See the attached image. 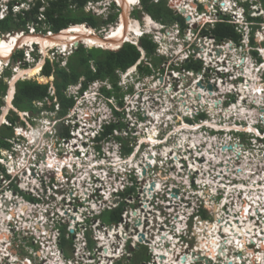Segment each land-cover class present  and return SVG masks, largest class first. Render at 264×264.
Returning a JSON list of instances; mask_svg holds the SVG:
<instances>
[{
	"label": "flooded vegetation",
	"instance_id": "obj_1",
	"mask_svg": "<svg viewBox=\"0 0 264 264\" xmlns=\"http://www.w3.org/2000/svg\"><path fill=\"white\" fill-rule=\"evenodd\" d=\"M177 1L178 0H173V2H175V3ZM212 1L214 3V1H216V0H212ZM211 7H212V4L209 3V4H207V6L205 8L211 9ZM178 11L183 13L180 10H178ZM189 11H191L192 13H195L193 11V9H190ZM195 14H197V13H195ZM200 19L203 20L202 18H200ZM209 19H210V17H209ZM142 22L144 23V21H142ZM207 22H210V21H207ZM88 24H90V23H88ZM3 32H4V30H2V31L0 30V36H2ZM196 42H198V41L196 40ZM189 46H190V44H189ZM204 46H206V45L204 44ZM251 46H252V48H255V49H253V50L247 49L244 46L242 48H239L238 49L239 50L238 55L244 56L245 54H247V55L253 56L254 54H257L258 50L256 48H258L259 45L253 44ZM201 48L202 47H200V49ZM194 49H195V51H198V49L196 50L195 47H194ZM48 50L49 49H47V52H48ZM138 50H139V56H138L137 60L135 61L136 63L134 62V64L137 65V67L139 64L148 65V63H146L145 60L149 56L146 55L145 50H142V51L140 49H138ZM186 50L187 49L184 46H182V50H181L182 52L178 51L179 54L177 53L176 56L174 53L172 55L168 54L167 56L169 57V59L172 58V59H170L171 62H173V61L177 62L179 60V58L187 55ZM212 50H214L213 47L210 49L205 48L204 51H206V56L208 55L209 52H212ZM172 52H175V51H172ZM214 54H215V52H214ZM208 57H210V56H208ZM14 58L17 59L19 57L17 55H15V57L10 58V60L12 61V60H14ZM204 58H205V56H204ZM224 58L227 59V58H230V56L224 57ZM224 58H223V60H224ZM241 58L240 59L243 60V57H241ZM188 61H189V59H187L183 63H186ZM257 61H258V63H257ZM261 61H263V60H261V58H260V60H258L256 58L254 59V62L257 64H259ZM212 62L213 61H211V60L207 61L205 59V63H207L206 65L209 67V69L207 68L208 69L207 73H208V76L210 77V79L207 80V85H205V81L202 79V77L205 75V74H203L202 71H200V70L195 71L192 68L186 69V68H184L183 64L180 67L173 65V67H171L172 71H169L168 75H170V77L173 78L172 88L174 89V91L182 92V91H179L180 87H182L184 89H188L192 85H195L199 89H203V90H206L208 92H213V91L223 90L222 86H224L225 83L231 84V81H230L231 78H229V76H227L226 82L221 81L220 78L217 79V78H214V76L213 77L211 76L212 73L209 70H214V72L216 71V75H218V76L220 75V72L214 68L215 66L213 64H211ZM223 67L226 68L225 64H223ZM134 68L135 67H132L131 70L133 71ZM188 71H192L195 74L188 73ZM141 72H143V71H141ZM227 72H231V71H227ZM173 73H176L177 76L173 75ZM190 74H192L193 77H191L192 75H190ZM255 75H256V80H255L256 85L255 86L258 87L257 81L259 80V78L257 77L256 71H255ZM242 78L238 77L235 80V84H232L233 88L235 87L236 89L235 88L234 89H232V88L225 89L224 88V91H227V92H230L231 90L237 91V88H238L237 83L240 82V84H242L244 82V78L243 79ZM158 79H159L158 81L160 82L159 87H161L162 85L165 86L166 84L168 85V82L164 76L160 75L158 77ZM261 79H263V80H261ZM261 79H260L261 82H264V78H261ZM197 82H200L201 85L198 86ZM222 83H224V85H222V86L218 85V84H222ZM209 84L211 85V89L208 88ZM169 87H171V86H169ZM212 87H214V89H212ZM138 91L141 92L143 90L139 89ZM222 93L223 92L218 94L216 96V98L221 99ZM238 93H239V91H237V94ZM110 94H111V97H112L114 104H119L122 107L128 104L127 103L128 101L127 102L125 101V97H126V94H128V92L121 95L120 93H118L116 91H111ZM237 94L235 97H237ZM177 98H178V96L175 95V99L171 98L172 100L170 102L171 105L173 106L172 107L173 110L175 107L177 108V110H174V111L172 109L169 110V112H172L174 116L178 115L177 112L181 115L184 114L183 113L184 111H182L181 108L179 109L177 107V104H179L178 101L177 102L175 101V100H177ZM131 99L132 100L130 101V104H135L133 102L134 97H132ZM235 101H236V98H234L231 101V105L234 104ZM162 103L164 104V102H162ZM215 103H218V101ZM225 105L226 104L224 103V106ZM258 105L261 106V102L259 104L253 105V109L251 108V114L244 116V118L242 117L244 120H246L245 122H241L240 120H236V119L234 121L223 120V121L219 122L216 119H213L211 117L212 114L208 110L209 109L208 104L203 106L202 110H200L201 108L196 109L195 107H192L193 112L186 111L187 117L183 116L181 118H177V119L171 121L168 124V129H165V130H163V129L167 125L166 121H163L164 125H156L158 123H155V124L153 123V126L150 127L149 123L147 122V119L145 118L146 117L145 113L141 114V118L139 119V121H141V122L138 123L136 121H133L132 118L129 117L130 112H127L126 110L123 111V116L126 119L130 118L129 122L134 127L133 129H135V128L139 129V131L141 133L147 134V137L143 141L149 142V144L151 142L148 139L149 133H151V132L154 133L155 139L159 134L158 131L164 132L167 130V133L169 132L168 133L169 135L170 134L173 135L174 131L178 127H182V125L185 127V129H186V126L188 125L187 127H189V129L192 131V133L197 130L199 134L202 133L205 136H208L210 138V140H212L213 139L212 137L215 135L214 139L212 140L213 141L212 144H210L211 143L210 140H209V142L205 143V145L208 146V149H210V151H208V150L207 151H197L194 149H190L191 147H189V144H186V149L184 148V149L179 150V151L175 150L176 152L174 153V155H176L177 157L180 155V157H181V158L179 157V159H178L180 161V165H179L180 167L179 168H181V170L176 165H174V163L171 160V155H169L168 157H164V156L161 157L162 164L167 163V164H169V166H157L156 168H152L154 175L151 177H153V179H150L151 177L146 178L145 175L147 173V167L144 166L142 168L140 166V171L142 170L140 172V174H142V177H140L138 179V180H141L138 185L139 186L143 185L142 190H141V191H143V193H142L141 198H139L140 201L130 205V207L139 208V212L136 210H135V212H131L132 217L136 218L138 214L139 215L142 214L144 217V221H143V225H141L142 223L140 221L138 228H137V224H135V227L137 229L145 228V230L147 232H149L148 233L149 238L146 236V234H144V237H143V238H145V241L143 240V238H142V240H139L140 237H138V240L141 242L144 241V244H143V246H140V245L136 246V251H134V252H138L139 256L140 255H146V260H144L142 258H141V260H132L130 258V255H128L126 258L127 263H129V261L130 262L132 261L133 263L131 262V264H141L142 262L147 261L144 264H150V263H154V264H185V262L187 261L186 264H230V261H231L230 257H235L234 259H237L236 255H238L241 257V260L240 259H237V260L243 261L244 257H246L247 255H250L249 257L252 258V256H254V254H256V253H258L259 256H262L264 258V253L261 254L262 252H264V238L261 237L262 243L260 246V244L259 245L256 244V239L251 237V235H253L254 233H256V235L258 234L257 230H255V232H253L252 230L250 231L248 229L246 230L247 232H250V236H248V237L253 238L255 242L249 240V241H247L248 243H246L245 245H242V247H240L238 250H233V248H231V246H229V247L227 246L228 243L230 245H233V244L236 245L237 242L243 243V241H240V239H244V241L246 240V238L244 237L245 234L243 232L244 228L241 226V225H243V223L241 221L246 217L241 219V217H240L241 214H245V212L248 211L249 212L248 213V216H249L248 219H250L253 222V224L256 223V225H259L261 222H263V224H264V209H262V206H264V201H262V200H260V198L256 197L259 193L261 194V192L259 190L260 189L259 186L250 185V187L247 189H238L237 188V185L239 183H245L246 185H249V183L255 179L258 180L259 182L264 181V178L260 177V175H264V172H262V174L257 175L258 174V168H256L255 166H253V167L251 166L249 171L246 172V169H245L246 168V162L244 164H241L244 166H238V167L234 166V165H238L239 162L233 163V160L236 159L239 161H242V160L244 161V154H242V151L239 149L238 150L221 149V146L223 143L222 142L220 143V141H225V140L230 141L231 138L229 135H235V134L244 136L245 140L238 139V141L240 143L239 142L236 143V141H232L231 144L228 143L226 145H231L233 147V145L237 146V144H238V145L242 146V145H244V142H248L251 138H249L250 136L248 134H244V131H246V129L248 131H251V129L253 130L252 126L257 127L258 124H256V122L254 121V120H256V118H255L256 114L259 115V118H262L264 116V112H262V114H260L259 112L256 111V108H258ZM8 107L6 110H8ZM204 107H206L208 109L205 108L206 109L205 110ZM229 107H223L222 101H221V103H219V106H218L219 109L220 108L221 109H229ZM183 109H184V107H183ZM163 110H165V108H163ZM260 111H262V110H260ZM219 112H220V110L218 112H216L215 114H219ZM255 112H256V114H255ZM227 116L228 115H226V117ZM161 118H164V119L157 120L156 118H154V120L156 122H158V121L160 122L162 120H165V117L161 116ZM81 125L85 126V124H81ZM169 126H172V127L169 128ZM157 127L162 128V129H157ZM250 127H251V129H250ZM31 132H33V133L30 136H28L29 138L31 136L35 135L34 130H31ZM37 133H39V132H37ZM44 133L45 134L47 133L48 139L53 138V135L51 133H49L47 131V129L45 130ZM216 134L219 137H216ZM22 135L25 136L27 134H22ZM170 137L171 136H169L167 138L170 139ZM174 139H175V141L173 142V144H176V142H177L176 137H174ZM218 140H220V141H218ZM45 141H47V140H45ZM76 141L77 140H72V142L74 144L71 147L75 148L74 152H77V150L79 152H80V150H84L87 155H89L91 153V151H87L85 145H82V144L78 145L76 143ZM32 143L34 144V141ZM53 143H51V142H49V143L47 142V144L41 143V149H39V150H42V152H43V154H41V158H42L41 163H43L44 165L47 161H50V162L52 161V157H53L52 153L55 152V150H56L53 147ZM219 143H220V145H219ZM127 146H130V142H127ZM71 147H66V145H64L62 148L58 149L59 150L58 152L63 151L65 148L69 149ZM187 147H189V148H187ZM199 147L201 148V146H199ZM179 148L180 147H178V149ZM35 149H38V148H35ZM212 149H213V151H215V155H216V160H214V161H211L212 160L211 159ZM26 152H28V151L26 150ZM148 152H150V151H148ZM243 153H247V152H243ZM22 154H24L23 161L19 158V160L22 162V164H21L22 169L27 170V171L29 170L30 171L29 173H31L32 175H35L37 170L35 171L34 169H36L37 167H35V166L34 167L29 166L28 167L27 162H29V158L27 156V153H21V150L19 149L18 155L20 156ZM144 154L145 153H143V154L140 153L139 154L140 157L138 156L136 159H134V161H138L141 164V162H142V161H140L141 155L143 156ZM236 155H238V157H236ZM242 155H243V157H242ZM128 157L132 158L133 156L129 155ZM186 158L190 159V162L192 163L191 166H189V164H188L189 162L187 161ZM218 161H220V163H218ZM226 161H228V163H226ZM201 163L203 165H205L206 169H204L203 167H201V169L195 167V166H201ZM98 164H102V163L99 162ZM226 165H228V167L232 169L233 173H227L225 171ZM77 168L80 170V174H82L83 171L80 169V167H77ZM148 168H150V166ZM127 169H128V167H127ZM238 169H240V171H238ZM79 170H74L72 172H76ZM98 170L103 171L101 168H99ZM167 170L170 171V174H169V172H167ZM198 170H202V171H200L199 175H203L204 177L207 178L206 180L203 181V185L196 182V180H197L196 176L198 174ZM128 171H134L137 178H138V174L136 173L135 168L128 169ZM72 172L70 173L69 176H67L68 179L72 178V176L75 175ZM162 173H165V175H163ZM172 174L175 177H177V176L180 177V174H182V175L184 174L183 176H186V174H187L186 178L188 177L187 178L188 183H184V182L179 183L173 177H171ZM226 174H229V179L225 178ZM93 175H95V180H99V178H100L101 188L103 190H104L103 187H105L106 189L109 188V185H106V181H103L102 177H98L97 174H93ZM93 175L91 177L92 183L91 184L83 183L81 185V187H86V186H91V188L94 187L95 186V184H94L95 180H93ZM214 176L217 177V179L214 180L215 191L213 194H211L208 183H209L211 177H214ZM157 178H160L159 181H157ZM35 183L38 184V181L35 180ZM173 183H175L176 186H173L172 185ZM261 184H263V183H260V185ZM227 186L236 187V189L234 190L235 191L234 192L235 197L234 198L230 197L228 199V202L223 200L224 195H225V189L227 188ZM150 187L151 188L153 187V190H150ZM160 189H161V191H160ZM78 190H80V189L78 188ZM112 190H113V192L111 194H113L116 191L115 189H112ZM248 191H253V192L248 193ZM150 192H152V193H150ZM89 193H91V189L89 190L87 196H82L81 192H80V194L77 195V197L79 199L78 202L82 201L83 204H85V206H88L91 208V203L87 204L85 202V200H87V201L91 200V202L94 201L96 203L97 197H94V196L90 195ZM154 193L159 195L158 200H159V202H162L161 204H158L159 210L164 211V209H166V208L169 209V214H167V215L164 214L165 221L156 219V217L154 216L155 213H154V211H152L150 203H148L149 197H147V196L154 195ZM167 193H170V197L167 196ZM101 194H103V193H101ZM82 198H85V199L81 200ZM101 198L103 201L108 199V198L106 199L103 195H101ZM172 198H176V200L172 199ZM143 199H144V201H142ZM241 201L243 203H239ZM256 201H258V203H256ZM229 202L232 203L231 207H233L234 202H235V204L237 203L240 206L238 205L239 207L236 208L234 212L229 211L228 210L229 207L227 206V205H229ZM107 204H111V203L108 202ZM249 207H251V209H248ZM84 209L87 210V207H85ZM256 209H258V211H256ZM251 211H252V213H251ZM65 212H66V214L64 213L63 217L60 220H56V216H57L56 214L48 213L46 216L48 221H45L44 217H42V218H40L39 221L36 222V224L38 226L34 225V227L35 228L39 227V229H37V233H39L37 235V238L41 241V245H44L43 241L45 239H48V240L50 238L52 239V237H53L52 235H54V233L49 231V228L51 226H53L55 229H58L57 231L59 234H58L57 242L60 243L63 247H65L66 243H69L70 245L76 243L75 247H77V248L80 247V243L76 242L75 234H74V231L78 230V228H79V227H76V221H77L76 216H75V218L70 216V215H75L71 210L65 211ZM186 212H190V213L187 214ZM152 213L154 215H152ZM223 213H225V214L222 215ZM29 214H31V213H29ZM148 214H149V218H147ZM0 216H2L1 213H0ZM227 216L229 218H226ZM20 218L22 219V216H19L18 219L20 220ZM133 218L131 219V221H133V223H134ZM32 219L34 220L33 217H32ZM239 220H240V222H239ZM161 222H164V223H161ZM216 222L218 223L219 228H214V225L216 224ZM0 223H1V219H0ZM158 223H161V224H158ZM72 226H74V227H72ZM68 228H69V230H67ZM3 229H4V227H3ZM3 229L0 230V255H3L6 257L8 264H20L19 262L15 261L16 257L14 256V252H13L14 250L11 249V245L6 246V244H5L8 241V239H7L8 234H7V232H5L6 230H3ZM70 229L72 230V232H70ZM122 229H123V225H121V226L118 225L116 228H115V226H111L109 228L110 242H108V243L106 242V240L102 239L104 236L108 237L107 235H101V234L99 235L100 245H102V247H104V249L102 250L103 253H102L101 257L104 256L103 260H105V262H103L102 264H110V260L112 258L119 257L124 252V250L120 249V247H121V245L124 244V242H126L128 234H126L124 236ZM209 230H213V232H212L213 237H214V233H216V239L220 242L216 248H213L211 243H210V236L208 235ZM110 231H113V232H110ZM199 232H201L202 234ZM41 233H43V234H41ZM133 235L139 236L136 233H134ZM122 236H123V239H122ZM224 238H228L231 241L224 243L222 241V239L225 240ZM129 239L133 241L132 245L136 244L134 239H137V238L130 237ZM159 239L161 240L160 242H159ZM109 243L111 246H109ZM247 244H249V245L251 244V245H253V247L248 248ZM46 245H47V247H41L40 252L39 251L36 252L37 255L42 254V258L44 259V261L41 264H50L51 257H50V255H48L50 253V250H51V254L55 253V254H53L54 255L53 257L56 256L59 258V255H58L56 249L54 248V245L51 246L49 242H46ZM49 246L51 247V249H49ZM153 247H155L156 250H153ZM112 248H115L114 251L112 250ZM152 251H153V253H151ZM158 251H160V252H158ZM182 257L184 258V260H182ZM2 258L3 257L0 256V264H2L1 263ZM227 259L229 261H227ZM52 261H56V260L54 259ZM58 262H59L58 264H64L60 260V258H59ZM75 263L76 262H73V264H75ZM254 263L255 264H264V260L263 259H261L260 261L255 260ZM23 264H26V262H24ZM65 264H68V263H65ZM69 264H72V263H69ZM233 264H240V263L237 261H234ZM243 264H253V262L249 263V260H248V261L244 262Z\"/></svg>",
	"mask_w": 264,
	"mask_h": 264
},
{
	"label": "clouds",
	"instance_id": "obj_2",
	"mask_svg": "<svg viewBox=\"0 0 264 264\" xmlns=\"http://www.w3.org/2000/svg\"><path fill=\"white\" fill-rule=\"evenodd\" d=\"M57 1L58 0H0V20H4V19H6L8 17L9 18L18 17V15H21L25 19V14L26 13H30V14L33 13L34 18L36 19V22L38 24H40L42 22L45 23V22L50 21V19H49L50 13H51V11L53 9H55V8L51 9V6H54V3L57 2ZM97 1L105 2V1H108V0H97ZM151 1L153 2V0H151ZM164 1H165L166 6L168 7L167 0H164ZM112 2H113L112 6L103 5L102 3L97 6L98 9H102V12L100 13V15H95V14L91 13L94 16H98V17H100L102 19H107L110 14L116 15L114 20H112L111 22L105 23V24H107L106 27H100V28L97 29L96 32H99V31H103L104 32L105 30L109 29L112 26V23L115 24V23H117L120 20V18H121V9L122 8L120 6V8H121L120 9V13L115 12L114 10L112 11V9H115V6H116L114 0H112ZM85 4H84V6H85ZM139 4L141 6V0H138V2L136 4L132 5V7H137V5H139ZM84 6H83V10L85 12H87L84 9ZM168 8L171 9L170 7H168ZM232 8H234L236 10V8L234 6H232ZM133 10H135V9H133ZM171 11L173 13H175L172 9H171ZM144 13H145V15H148L150 17L151 21L153 22V23H150V25H151L150 30H141L140 33L138 34V36L136 37V40H135V38H133V39H130L129 41H123V43L129 42V43L135 45L138 49H140L142 51L144 49L139 45V39L141 37L147 36L155 44L154 52H157L158 56H161V59H163V56L165 55L163 52H159L158 51L160 49L159 48V42H160L161 38H170V39H172V40L168 39V40H164L163 41L164 42V46H166L167 50L171 49L173 51V45H176V44H179V45L182 44V46H184L185 48H187L189 46V45H187L188 44L187 40H189V39L186 40L187 36L186 35L184 36V32H183V31L187 30L186 26L181 29L179 24L176 21L175 22H170V23H164V22H161L160 20H156V19L152 18L145 11H144ZM175 14L181 15V13H175ZM43 15L45 16V18H44ZM128 15L131 17L130 13ZM181 16L183 17L184 20L186 19L185 16H183V14ZM133 18L137 19L135 17H133ZM31 21H32L31 23H29V21H27L28 25L24 24L23 29L5 30L4 34L2 33V36L3 35H7V34H14V33H16V34L18 33L20 35L29 34V33L30 34H40L41 36L50 35V34L58 35L62 31L66 30L65 28H67V27H64L61 30L54 31V30H52L51 28L48 27L49 29L45 30V29H40V27H38V26H36V27L33 26V21H35L34 19H32ZM139 21L142 24H144L142 22L143 19H141V20L139 19ZM218 22H222V21H220V20L216 21L215 24L218 23ZM184 23H185V21H184ZM77 24H83V25H86L87 27H90V28L92 27L87 22L74 23V25H77ZM174 24H177L178 26L175 27ZM11 32H14V33H11ZM155 37H157V38H155ZM80 45L82 46V45H85V44L79 41V43H77L76 45L74 44L68 50H71L73 48L76 49ZM252 45H253V43H252ZM34 47L37 48V43L35 41L33 42V45L31 46V49L27 48V46H22L21 47L20 44H17L16 48H14L11 51L12 52L11 55H13V57H14V55H16L14 53L17 52V51H19L18 53L21 52V54H22L21 57H19L17 59H14L12 61L9 58L10 63L12 65H14L13 67L12 66L10 67L12 69V74L13 75H14V72L16 71V69H14L15 66L20 69V65H15V63H16L15 61H17L18 59L23 62V66L25 64L30 65L32 63L29 58H33L31 56H32V53L34 52L33 51ZM95 47L102 48V49H108V50L111 49V48H104V47H101V46H95ZM120 47L115 48V50L120 48ZM89 48H92V47H89ZM49 50L50 51L55 50V52H53L52 55H56V57L58 55L57 60L58 61L60 60V65H64L65 64L66 57L70 54L69 53L65 57V59H63L64 58L63 57L64 56V52L67 51V50L62 51L58 47H55V48H52V49H49ZM73 50H71V52ZM111 50H113V49H111ZM37 51H38V49H37ZM60 54H62L63 56H60ZM36 55H39V57L41 59V55H40L39 51L37 52ZM241 57H243V56H241ZM252 57H253L252 62L246 60L245 58H243V60L246 61L247 64H248V62L250 63V66L253 67V69L256 71V74H257V72L260 69H262V71L259 72L260 77H258L259 80L257 81V83L260 85L261 91L264 92V86L262 85L264 82H261V80H263V79H261V74L264 73V69H263L264 68V57L261 56L259 51L257 52V54H254ZM255 58L258 59V60H260V58H261V60H263V61H261L259 64H257L258 61H257V63H255L253 61ZM46 60H49V58L45 55V58L42 61V65H41L40 69H42V67H43V65H44ZM179 61H180V58H179L178 62ZM192 61H195V60H192ZM197 61H200L202 63L201 64V68H200V71H202V69L205 67V65L203 63V60H197ZM61 62H64V64H61ZM4 66H7V62L4 63ZM4 66L2 67V69H0V74L2 73V71L4 69ZM136 66L137 65L132 64V65L126 67L125 69L118 68V69L115 70V73H116L115 85H116V87H114L113 82L110 81L107 78H96V79H94L92 81L87 82L85 87H83V85H82V81H83L82 78H80L77 83L68 85L67 88L64 90V92H65V95L67 97L73 99V104L68 109V111L66 112L65 115H63L61 118H56L55 117L56 110L58 108V104L55 105V110L54 111H49V110L41 111L42 113L46 112V115L49 114V112H54V115L50 116V117L44 115L41 118V121H42L41 125H43L42 128H44V129H41V130H44V131H42V132L39 131V130H37V131L41 132L43 135H45V133H44L45 130L47 129V131L50 132V130L52 128L51 125L53 123L55 125V127H56L55 131L51 133L53 135V138H49L48 139V137L46 136V138L40 139L39 135L36 134L34 137L33 136L30 137V138L28 137V139H27L28 135L24 136L22 134L16 133L17 128H12V134L14 133V135H17V136L19 135V136L24 137L25 143H26V145H24V149L25 150L26 149L33 150V151H35V148H38V150L41 149V143L47 144V142L48 143L49 142H51V143L54 142L53 143L54 149L62 148L66 144L68 145V146L66 145V147H71L72 145H70V144H74L72 142V140H73L72 138H73V135H75V138H77L76 143L78 145H80V144L85 145L87 151H91L92 152L93 157L96 160V163L102 162V164L97 165L98 167L104 168V169H108L110 171L112 169H115V167L117 165V162H115L113 160V158L115 156L120 157V155L118 153H114L113 150L115 148L112 145H110L109 146V150H110L111 156H109V157L102 156V154H104L105 151L100 146V141L101 140H106L107 141L108 136L115 134L116 131H118V129H121V128L125 127L126 130L128 131V128L126 126H131L129 124V118H128V120H126V118H125L126 121L123 122V121L119 120V117L123 116V111L124 110H126L127 112L132 111L134 114L137 113V110H136L137 107L132 106L130 104V99L128 98V97H131V98L134 97L135 99L133 101H134L135 104H136L135 101H139V97H137L136 94H130L129 93V88H132L133 92L136 89V87H135L136 83L135 82H131L132 80H130L133 76L128 78L130 73L133 72V71H131V68L132 67H136ZM21 69H25V68H21ZM128 71H130V72H128ZM39 73L41 74V70H40ZM8 75H9V73H8ZM41 75H43V74H41ZM2 76H4V75H2ZM43 76H45V75H43ZM50 77H52V76H50ZM121 77H123L122 80H121ZM239 77L242 78L243 75L239 76ZM21 79H30V78L21 76V77H19L18 79L15 80V83H16L17 80H21ZM52 80H51V82H52ZM15 83H14L13 94L11 96L12 100H13V96H14V92H15ZM6 86H7V83H6ZM128 86H130V87L128 88ZM53 91H54V88L51 85L50 86V90H49L50 95H53V93H54ZM70 91H72V92H70ZM111 91H116V92L120 93L121 95L126 93V92H128V94H126V97H125V101H128V104L123 106V107L121 105H119V104H114L113 100L111 99V94H110ZM233 91H236V90H233ZM233 91H230V92H227V93L229 94V93H231ZM141 92H143V91H141ZM263 97H264V93H263ZM263 97H262V100H263ZM34 103L37 106H41L43 104L42 101H34ZM172 107L173 106L170 103L168 108L166 109V111L169 112V110H171ZM251 107L253 108L252 104H251ZM9 108H10L11 111H13V109H15L14 112L16 111L15 112L16 114H17L18 111H22V110H19L18 108H16L13 105L12 102H11V106ZM138 108H140V107H138ZM23 112H25V111H22V113ZM138 112H140V110H138ZM177 114L180 115L181 117H183V116L187 117L186 114H183V115H181L179 113H177ZM169 115H170L169 117L166 116L165 117L166 119L160 121L157 125H164L163 121L167 122L170 119V117L171 118L174 117L172 112H169ZM145 116H148V114L145 113ZM83 117H85V119H83ZM263 118H264V116L262 118H259L258 120H254L256 122V124H258V125H257V127L252 126L253 130L250 127L251 131H248L247 129H246V131H244V134H248L250 136L249 138H251L248 141V143L250 144V147L254 148L255 150H257L261 156L264 155V126H263L264 125V123H263L264 119ZM235 119L236 120H240L241 122H245L246 121L243 118H241V119L235 118ZM84 120H85V123H87L85 127H83V125H81V124H84L83 123ZM4 121H5V119L1 122V125L2 124L5 125V123H7L6 121L4 123ZM136 122L139 123L141 121H136ZM147 122L149 123V125H151L153 123L154 124L156 123V121L153 118H149ZM169 123L170 122H168L167 125ZM114 124H117L118 126H114ZM10 125H11V122L9 121L7 126H10ZM167 125H166L165 128L168 127ZM59 126L67 128V130H68V135L67 136L61 137L58 134V131H59L58 127ZM131 127H133V126H131ZM31 130H33V129L31 128ZM106 130H108V131L106 132ZM133 130L136 131L137 129L135 128ZM166 133H167V131H164V132H160L159 131V134L156 137V139L160 141V140L163 139L164 136L166 138V135H165ZM78 134H81L82 137L80 138L78 136ZM113 136H116V135H113ZM54 137H57L58 140H56ZM146 137H147V134H145L143 136V138H146ZM14 138H15V136H14ZM62 139H64L66 143H62ZM45 140H47V141H45ZM137 140H139V138ZM7 141L10 143L9 144L10 146L6 147V148L5 147L0 148V181H1V184L3 185V188L0 185V213H3L2 216H0V219H1L0 230H2L3 227H4V229H8L9 231H13L14 226L18 227V229H20L21 226H24L25 229L27 230V235L24 236L23 239H22V242H23L22 247L28 246V247H30V248L35 250L34 239H36L35 238L36 235L39 234V233H37V229H39V227L38 228L34 227V225H37L36 224V222L38 221L37 217L39 215L43 216L44 220L48 221V219L46 218L47 214L48 213H50V214L53 213V214L57 215L56 216V220H60L63 217V214L64 213L66 214L65 211H67V205L65 204V201L63 200V197L59 201V200L56 199L55 194H57L58 196L59 195L60 196H65L66 189H69V182L68 183L67 182H62L60 180L61 176H64V177L65 176H69L70 173L72 172V170H79V169L77 168L76 165H75V167H74V165H72V169H71L64 162L62 155H59V159L56 158V161L59 162L58 165L55 164V163L52 164L50 161H47L46 164L44 165L43 163H41V161H42L41 154H43V152H42V150H39V151H37V154H35V153H34V155H28L27 154V156L29 158V162H27L28 163V167L29 166L30 167H34L35 166V167L38 168V169L37 168L34 169V170H37V172L35 173V175L32 176L27 170H23L22 169V167L20 166L22 163H19L20 160L18 159L17 162H16L15 157H13L14 153H17V155H18V150L19 149L15 148V146H18L19 143H17V141H15V142H13V143H15V145H13L12 141H10V140H7ZM33 141L36 142L34 147L32 146L33 145V143H32ZM164 142L165 141H161L158 144H156V146L162 148V146L166 145V144H164ZM145 143L147 144V147L150 146L149 142H145ZM237 147H238V144H237ZM127 148H129L127 151H131L132 150L131 146H127ZM146 149L148 150V148H146ZM74 150H75V148H72L71 153L73 155L76 154L79 159H82L81 156L83 155L82 154L83 152H79L78 150H77V152H74ZM7 152H11V155H7ZM63 152H62V154H63ZM21 153H23V152L21 151ZM149 154H147V155H149ZM18 157L23 161L24 154H22L20 156L18 155ZM74 158L76 159L75 156H74ZM11 159L13 160L12 164H9ZM38 159H39V165H38V161H37ZM262 160H264V159H262ZM121 163L126 165L127 163H130V162L128 161V159H125V160H122ZM13 164H18L19 165L18 169L12 167L13 170H9L10 169V165L12 166ZM112 164H115V165H112ZM148 165H150V163H147V161H146L145 162V167L148 168ZM263 172H264V170H263ZM57 173H60V174L56 175ZM25 177H28L27 178L28 179L27 182H25V180H24ZM47 177H49V181L46 184L45 181H46ZM72 177H75V175L72 176ZM146 178H150V177H146ZM19 180H21V182H19ZM35 180L38 181V184L35 183ZM22 182H24L25 184L21 185ZM9 183H10V186H8ZM52 184L56 185L57 188L56 189L53 188L51 186ZM47 188L51 189V192L48 193L47 192ZM10 190H11L12 193H15V195H17L18 192L21 195H23L25 197V198H22L24 200V202L20 203L14 197L9 198V196H7L6 194ZM126 192L127 191L120 190L119 192H117V193H115L113 195H120V196L123 197V196L126 195ZM10 199H11V201L13 200L14 203H17L15 207H12L9 204V200ZM38 202H40L42 204V207H40L38 209L39 211L41 209H43V208L46 209V211H44L43 214H39L38 212L33 210V208L30 205L31 203H38ZM123 204L124 203L120 202L113 209H109L108 210V209H106L104 207L103 209H100L99 211H96V209L93 210L90 207L85 206V204L79 203L77 205H73V207H71L70 209H71L72 212H75L77 214V217H79V218H80L79 214L87 213L86 210L81 209V207H87V209L91 213H93V216H88L86 218H83L82 220L77 219V221H76V227H79L78 230L82 226H86L88 228V232H89V230H90L89 225L91 224V221H94L96 218L100 219L99 216H100L101 213H106L107 212V214H109L110 211L114 210L119 205L122 206L121 207V211H122L123 210ZM45 205H47V207H45ZM18 206H19V210L17 211V207ZM22 206H26L24 212H22L20 210ZM9 207H11V208H9ZM62 210L64 211V213L61 214L60 212ZM28 211L31 214L33 213L32 217L34 218V220L29 215ZM121 211L119 212V217H120ZM186 213L188 214L190 212H186ZM19 216H22V219L19 220L18 219ZM70 216L75 218L74 215H70ZM119 217L117 218V220L115 222H113L114 225H117L116 223L119 220ZM101 223H102V221H101ZM8 225L12 226L11 229L9 227H7ZM53 229H55V228L53 226H51L49 228V231L52 232ZM55 230H58V229H55ZM67 230H69V229H67ZM9 231L7 232L8 235H9ZM58 234L56 236H54L53 239H51V238L49 240L47 239L46 242H49L51 246L54 245V248L56 249V251H57V249H59L60 251L63 252L64 250H66V248H64V247L62 248V245L57 242ZM74 234H75V231H74ZM79 240L80 239H77L76 242L79 241ZM143 240H145V238H143ZM141 244H144V241H142L139 244H135L134 246H131L129 243L124 244L123 247L120 248V249L124 250V252L122 253V256H123V254L125 252H128V251L136 248V246L141 245ZM72 245H70V247H72ZM79 249H80V254H78V257H79V255H80V257L78 258V261H81L82 259H85V254H84L85 248L84 247L83 248L79 247ZM151 253H153V251ZM127 256H128V254L124 255L123 257L127 258ZM23 257H26L30 261L31 264H35L34 262L37 260V257H36V260H32L33 255H32V253L30 251L29 252L24 251V252H22L21 254L18 255L19 260H22ZM4 258H6V257H4ZM126 258L125 259L123 258L121 260L122 263L120 262V260H117L115 264H131V262L129 260H128L129 263H127V259ZM2 262L3 261H1V263ZM6 262H7V260H6ZM145 262H147V261H144L141 264H144Z\"/></svg>",
	"mask_w": 264,
	"mask_h": 264
},
{
	"label": "bare ground",
	"instance_id": "obj_3",
	"mask_svg": "<svg viewBox=\"0 0 264 264\" xmlns=\"http://www.w3.org/2000/svg\"><path fill=\"white\" fill-rule=\"evenodd\" d=\"M117 1H118V3L120 4V6L122 8L121 9L122 10L121 11V18H120V20L117 23H115L113 26H111L112 28L109 31H108V29L104 31L105 32L104 33V35H105L104 37L98 36L95 29H92L90 27H87L86 25H83V24L74 25L73 24V25L69 26L66 30H64L61 33H59L58 35H52V34H50V35H43V36H41L40 34H30L29 33V34H25V35L24 34L23 35H17L16 34L17 36L13 37V40H10V41H5V39L2 38V40L0 42V69L4 66V63L6 62V61H4V58H6V57H8L10 55V53H11L10 51L17 44H20L21 47L22 46H29V45L33 44V42L35 41L36 43H38L39 45L42 46V50L44 51L46 46H50V47H53L54 48V47L58 46V44L59 45H62V46L68 45L69 43L72 44V45H74L75 43H78L80 41V42L84 43L87 46L95 45V46L108 47V48L115 49L117 47H120L122 45L123 41H129L130 39H132L133 36H134V38H136L138 36V34L140 33L141 30H150V28H151L150 23H153V22L151 21V19H150V17L148 15H145L144 18H143V21L145 23V24H143V26L140 25L139 20L134 19V18H130V16L128 15V11L131 9V6L134 5V4H136L138 2V0H117ZM191 1L190 0H181V1L178 0L175 3L174 6L177 5V9L180 10V11H182L185 15H187L188 21H194L195 22L196 20H198L200 18H202L203 21H206V22L207 21H211V19H209V17H205V15H202L200 17V15L195 14V13H192L191 11H189L190 9H193V8H191L193 6V3H191ZM198 1L199 2L200 1L206 2L205 7L207 6V4H209V3L212 4L213 3L212 0H198ZM130 34H132V35H130ZM129 35H130V37H129ZM186 39H188V37H186ZM164 40H168V38H161L160 39V42H159V48L160 49H159V51L162 50L160 52H163L165 50V48H166V47H164V42H163ZM170 40H172V39H170ZM178 45L179 44L173 45V51H176L178 49L177 51L181 52L180 50L182 49V45L180 44L179 45L180 47H177ZM224 47L225 46H223V48ZM205 48H206V46H204V44H202L201 50L204 51ZM196 50H197V48H196ZM169 52H172V50H170ZM210 53L215 57V60L214 61L211 60V61H213L211 64H213L215 66L216 65V62L218 61L219 63L221 62V65H222V68L221 69L222 70L226 69L227 71H231V72L234 70V68L229 69L227 66H226V68H224L223 67V64H226V58H224V60H223V58L220 59V60H217L216 58L219 57V54L218 55L214 54V50H212V52H209L207 56H206V51H204L203 52V56H205L204 60L206 59L207 61H210V60H208V58L209 59H211V58L213 59V56L210 55ZM40 55H42V52H40ZM208 56H210L211 58L208 57ZM229 56H230V54L228 52H226L224 57H229ZM200 57H202V54H201ZM181 58H183V57H181ZM227 59H229V58H227ZM205 64H207V63H205ZM242 64L244 66V70H243V73H244V75H243L244 76V82L242 84H239L238 85L237 91H239V93L237 94V97H235L236 98L235 103L232 104L229 109H221V108L219 109L218 106H219V103H221L222 100L216 98V96L218 94H220L222 91H224V88L225 89H229V88L234 89L235 87L233 88V85L230 84V83H225V85H224V83L218 84L219 86L224 85V86H222L223 90L213 91V92H208L206 90L199 89L195 85H192L191 87L188 88V92L183 91V92H181L180 95H179L180 92L177 91L178 92L177 93L174 90L172 91L173 88L169 87L166 84L165 86H163V85L161 86L162 87L161 92H163V95H166V94L170 95L172 99H175V95H177L178 96V98H177L178 103L181 105V107L183 106L184 109H185L184 110L183 107L181 108V110L184 111L183 112L184 114H187L186 111L193 112V108L192 107L202 108L203 106H205L206 104H208L209 105V111H210V113L212 115L215 114L216 112H218L219 110H220L221 113L222 112H225L226 115H228V116H230V115H237V116H239V115H242V116L249 115V114H251V109H247L248 107H246V102L251 103L252 105H255V104H259L260 101L257 102V103L255 102V99H256L255 98V95L258 94V93H255V91H256V86H255L256 85V82H255V80H256L255 70L253 69V67L250 66V63L247 64L244 60L239 61L237 67L238 66H242ZM41 65H42V63H40V66ZM37 66H35V67L29 66V68L17 69V71L14 72L13 78L11 77L12 80H10V88H9L8 95L6 97V100H7L8 104H10V98H11V96L13 94V84H14L13 82H15V80L18 79V77H21V76L22 77L23 76H26L28 78L31 77L32 74L36 70L39 69L40 66L36 69ZM235 73L236 72H233L231 74H235ZM173 75H176L177 76L176 73H173ZM190 75H192V74H190ZM41 76H43V75H41ZM158 80L155 82V85L156 86H159L160 85V82ZM258 86H260V85L258 84ZM208 88L211 89V85L210 84L208 85ZM139 89H141L140 86H139ZM138 90H137V92H139ZM257 92H259V90H257ZM163 95L160 94V96L164 98ZM183 97H185L186 100H184ZM257 99H258V97H257ZM131 100L132 99H130V101ZM217 101H218V103H215ZM146 106H148V105H146ZM229 110H233V111H229ZM147 114L149 116H151V117L156 118V119L159 117V115H161V114H159L156 111H154V112L151 111V113H148L147 112ZM258 118H259V115H258ZM157 120H160V119H157ZM0 122H1V120H0ZM156 123H159V121L156 122ZM186 130L187 131L184 132L183 129L177 128L174 131L173 135H175L174 137H176L177 142H176V144H173L172 143V145L169 147V149L173 148V150H178L179 151V150H182L184 148L186 149V144H189V147H191L190 149H194V150H197V151H207V150L210 151V149H208V146H206L204 144V143H206L207 141L210 140V138L208 136H205L202 133L199 134L197 130L192 133V131L187 126H186ZM23 132L24 133H22V134H25V132H27V131L24 130ZM198 134L201 137H199ZM148 137H149L148 139L151 142L157 141L155 139L154 133H152V132L148 134ZM201 139H203L204 143L201 141ZM199 146H201V148ZM178 147H180V148L178 149ZM189 147H187V148H189ZM233 147H234V145H233ZM233 147L231 146V150L236 149V147H234V148ZM169 149H168V147H165L164 149H162V151H159V152L162 153L164 157H168L169 155H171L172 162L174 163V165H176L179 168L180 167L179 166L180 165V161L178 159H179L180 155L177 157L176 155H174V153H172L173 151L170 152V153H166ZM55 151H56V154H55V156L52 157V161H51L52 164L55 163V164L58 165L59 162L56 161V158L59 159V155H62L64 162L71 169H72V165H74V167L76 165L77 167H80L81 170H85V171H91V170H93V174H97L98 177H102V180L103 181H106L105 172L99 171L98 170L99 168L96 167L99 164L98 163H95L96 160L94 159L92 152L89 155H87L84 150H80V152H83L82 153L83 155L81 156L82 159H79L76 154L73 155L71 153V151H72L71 148H69V149H66L65 148L63 150L64 152L63 151L58 152L59 151L58 149H56ZM62 152H63V154H62ZM149 153H150V155H153V156L148 157L147 154H149ZM155 155H156L155 154V151L150 150V152L145 153L143 156L141 155L140 161H142L141 163H145V161H147V163H150V165H151V163H153V162L156 161L155 160ZM74 156L76 157V159L74 158ZM236 157H238V155H236ZM242 157H243V155H242ZM186 159L189 162V163L187 162L189 164V166H191L192 163L190 162V159L189 158H186ZM211 159H212L211 161L216 160L215 151H213V149L211 151ZM113 160L115 162H117V165L115 167V172L117 174H119V173L120 174H123L125 172H128V169L135 168V171L138 174V179L140 177H142V174H140V172H141L140 171V165H141L140 162L134 161V160L131 159L130 160V163H127L126 165H124V164L121 163L122 160L119 157H117V156H115L113 158ZM19 163H22V162L19 161ZM218 163H220V161H218ZM226 163H228V161H226ZM112 165H115V164H112ZM150 165H148V167ZM127 167H128V169H127ZM195 167H197L199 169H201V167H203L204 169H206L205 168V165H203L202 163H201V166H195ZM179 169L181 170V168H179ZM245 169H246V172L249 171V169H250V164L247 163V162H246V168ZM72 171H74V170H72ZM200 171H202V170H198V174L196 176V179H197L196 182L197 183H200L201 185H203V181L206 180L207 178L204 177L203 175H199ZM225 171L227 173H233L232 169L229 168L228 165H226V170ZM238 171H240V169H238ZM28 172H30V171L28 170ZM72 173L76 175L75 181H78L79 182L78 188L80 189L81 195L82 196H87L89 190L91 189V186L81 187V185L83 183L91 184L92 183L91 182L92 181L91 180V177H92L93 174L91 172H90V174L88 173V175H87V173L80 174V170L79 171H76V172H72ZM186 176H187V174H186ZM186 176H181V177H178L177 176L178 177L177 178V177L173 176V174L171 175V177H173L179 183H181V182L182 183L183 182L184 183H188V180H187L188 177L186 178ZM263 176L264 175H260V177H263ZM225 178L226 179H229V174H226ZM159 179L160 178H157V181H159ZM215 179H217V177H215V176L214 177H211V179H210V181L208 183V186L210 188L211 194H213L214 191H215V182H214ZM260 183H262V182H259L258 180L255 179V180H252L249 183V185H246L245 183H239L237 185V188L238 189H247V188L250 187V185H253V186L254 185H257L260 188L259 190H260L261 194L259 193L256 197L257 198H260V200L264 201V183L261 184V185H260ZM106 185H109V184L106 182ZM103 188H104V190H102V192H101V193H103L102 195L106 199L107 198L109 199L111 197V193L113 192L111 186L109 185V188L108 189H106L105 187H103ZM235 189H236V187L227 186V188L225 189V195H224L223 200L228 202V199L230 197L234 198L235 197V195H234V192H235L234 190ZM150 190H153V187L152 188L150 187ZM160 191H161V189H160ZM167 196L170 197V193H167ZM147 197H149L148 200L151 198L150 196H147ZM172 199H175L176 200V198H172ZM256 203H258V201H256ZM95 204L96 203L94 201H92L91 208L94 209V210L97 209L96 208L97 205H95ZM231 204L232 203L229 202V210H231L233 208L236 209V208L239 207L237 204H234L235 206L233 205V207H231L232 206ZM24 208H25V206H22L20 210L22 212H24V210H25ZM248 209H251V207H249ZM262 209H264V206H262ZM256 211H258V209H256ZM248 213L249 212L247 211V212H245V214H241L240 215L241 219H243L244 217L249 218ZM251 213H252V211H251ZM224 214L225 213H223L222 215H224ZM226 218H229V217L227 216ZM239 222H240V220H239ZM241 226L244 228V231L243 232L245 234L244 237L246 238V240L244 241V239H240V241H243V243H238L237 242L236 245L235 244L230 245L228 243V245H227L228 247L231 246V248H233V250H238L240 247H242V245H245L246 243H248L247 241H249V240L250 241H254V239H256V244L259 245V244L262 243L261 237L264 238V234H263L264 233V224H263V222H261L259 225H256V223L253 224V225L252 224H249V223H245V224H243ZM72 227H74V226H72ZM214 228H219L217 222L214 225ZM247 229H251L253 232H255V230H257V233H258L257 235H256V233H254L253 235H251V237H253L254 239L251 238V237L249 238L246 235V232H247L246 230ZM110 232H113V231H110ZM212 232H213V230H209L208 235L210 236V243H211L212 247L213 248H216L219 245L220 242L216 239V233H214V237H213L212 236L213 235ZM199 233H201V232H199ZM135 238L138 239V236H135ZM102 239L103 240H106L107 243L110 242V237L109 236L108 237L104 236ZM122 239H123V236H122ZM224 239L225 240L222 239V241L224 243H227L228 241H231L228 238H224ZM160 241L161 240L159 239V242ZM109 246H111L110 243H109ZM49 249H51L50 246H49ZM153 250H156L155 247H153ZM158 252H160V251H158ZM262 253H264V252H262ZM53 254H55V253H52L50 255V257H51L50 264H58L59 263L58 262L59 258L56 257V256L53 257L54 256ZM249 256L250 255H247L246 257H244V260L243 261H240L241 260V257L238 256V255H236V258L237 259H240V260L234 259L235 257H230V259H231L230 264H233L234 261H237L240 264H243L244 262H246L248 260H249V263H252L253 262V264H255L254 263L255 260L256 261H258V260L260 261L261 259L264 260V258L262 256H259L258 253L254 254V256H252V258H250ZM54 259L56 261H52ZM228 259H227V261H229ZM186 262H185V264H186ZM71 263L73 264V262H71Z\"/></svg>",
	"mask_w": 264,
	"mask_h": 264
},
{
	"label": "built area",
	"instance_id": "obj_4",
	"mask_svg": "<svg viewBox=\"0 0 264 264\" xmlns=\"http://www.w3.org/2000/svg\"><path fill=\"white\" fill-rule=\"evenodd\" d=\"M157 1H159V0H153V2H157ZM114 2L116 5L115 6V12L120 13V4L118 3L117 0H114ZM101 3L103 5H110V6L113 5L112 0H108L105 2H102V1L100 2L97 0H89L86 2L84 9L89 13H93L95 15H100V13L102 12V9H98L97 6ZM191 3H193V6L191 8H193V11L195 13L200 15V17L202 15H205V17H210V19L212 21L206 22V21H203L201 19H198L194 22V21H188V19H185L186 29L190 32L189 36H187L188 39H190V36L195 35V33H196V36L197 35H199V36L203 35L204 38L194 37L193 39L196 38L195 41L196 40L200 41V40H204L206 38L209 41L207 43V45H208L207 48L210 49L213 47L215 54H217V55L219 54V57L216 58L217 60L224 58L226 52H228L229 54L232 52V54H234V52L237 49L242 48L243 46L246 47L247 49L253 50L255 48H252V46H251L252 43L259 45V47L256 49L259 51L261 56L264 57V7L259 0H216V1H214V3H212L211 9L205 8L206 2H204V1L199 2L198 0H192ZM167 5L175 13H181L178 11L177 5L174 6L175 2H173L172 0H167ZM232 6H234L236 8V10L234 8H232ZM197 10L199 12H197ZM181 14H183V16H185L184 13H181ZM259 16H263V18H259ZM185 17H187V15ZM219 20L230 23L233 26L234 30L238 34L237 40H233L231 38H223L219 41L217 40L218 42L216 41L215 37L211 34V30L214 28L215 22L219 21ZM174 26L177 27L178 25L174 24ZM202 30H205L207 33H202ZM199 31L201 32V34H198ZM155 38H157V37H155ZM223 46H225V47L223 48ZM200 47H201V45L199 44V42H198V44L195 45V48H197L198 51H195V49L193 50V48H190V46H188L186 48L187 49L186 50L187 55L181 59H190L191 58L192 60H195V61L203 60L205 67L202 70H204L206 68L209 69V67L205 64V60H204V56H203L204 51H202L200 49ZM191 54H194V55H191ZM197 54H199L200 56L202 54V57L199 59L200 56H198ZM210 55H212V54L210 53ZM241 59H240V57L239 58L237 57L234 60V59H232L231 56L229 59H226L225 66H227L229 69L234 68V70L232 72H236L235 74H230L232 72H227L226 69L222 70L221 69L222 68L221 62L219 63L217 61L214 68L219 70V72H220L219 76L220 77L214 76V78H217V79L220 78L221 81L226 82L227 76H229V78H231L230 81L232 84L233 79H237L239 76L243 75V70H244L243 64L240 67L242 69V71L239 70V66L237 67L238 62L241 61ZM208 60L214 61L215 57L213 56V59L208 58ZM20 62H22V61L18 59L17 63H20ZM22 64H23V62H22ZM17 65H20V64H17ZM237 68H238V70H237ZM239 84H240V82L238 83V85ZM144 99H147V97L141 98L142 101H144ZM83 119H85V117H83ZM83 123L86 126L87 123H85V120L83 121ZM129 124L131 125L130 122H129ZM85 126H83V127H85ZM124 133L126 135L127 130H125ZM135 134H137V133H135ZM165 135L167 136L168 133H166ZM78 136L80 138L82 137L81 134H78ZM72 139L77 140V138H75V135H73ZM161 141H166L165 136L160 141L157 140V141L151 142L150 145L156 146V144H158ZM140 142L141 141L138 140L137 143L140 144ZM62 143H66L64 139H62ZM70 145H73V144H70ZM135 147L136 146H134L131 151H127L125 153V156L127 157L126 159H128L129 162L131 159L134 160L138 157V155L134 156ZM164 147L165 146H162V148H164ZM147 148H148V150L146 152H141V153L142 154L147 153L148 151L152 150L150 148V146H148ZM238 149L241 150L242 152H250L248 150V148H243V146H240V145H238V148H236L235 150H238ZM152 151H154V150H152ZM172 153H175V152H172ZM129 155H132L133 157L129 158L128 157ZM153 165H154V162L151 163L150 166H153ZM140 166L143 168L145 166V163H141ZM96 167L100 168L98 166H96ZM101 169L103 170V172H105L106 182L111 186L112 189L116 190L113 194L119 192L120 190H124L127 192H126V195L123 197L120 195L111 194V197L109 199L103 201L101 198V195H102L101 192L103 190L101 188V181H100V179L95 180V175H93V180H95V182H94L95 186L91 188V193H89V194L94 196V197H97V202L95 204V205H97L96 211H99L100 209H103L104 207L108 210L113 209L120 202H122L124 204H123V210L120 213L119 220L116 223L117 225L111 224V225L106 226L103 223H101L100 219L96 218L94 221H91V224L89 225V228H90L89 232H88V228L86 226H82L79 230H75V239L76 240L80 239L79 241H77V243H80L81 248H83V247L85 248V251H84L85 261H86L85 264H102L103 262H105V260H103L104 256L101 257L102 250L104 249V247H102V245H100L99 235L101 234V235L109 236V228L111 226H115V228H116L118 225L119 226L123 225V229H122L123 235L125 236L126 234H128L126 242H128L131 246H134V245H132L133 241L129 239L130 237L135 238V236L133 234L136 233V231L134 230L135 225H134L133 221H131V219L133 218L131 212L135 211V210L139 212V209L134 208L132 210V208H131V210H132L131 211L130 205H132L136 202H139L140 201L139 198H141L142 193H143V191H141L143 185L142 186L138 185L141 180H138L134 171H128V172L123 173V174H117L115 172V169H112L111 171L108 169H104V168H101ZM82 171H84L83 173H87V175H88V173L90 174V172L93 174V170H91V171L82 170ZM59 174L60 173H57L56 175H59ZM75 177L68 179L67 176H65V177L61 176L60 180L62 182H69L70 183L69 189H66L65 196H60V195L58 196L57 194H55L56 199L59 201L63 197V200L65 201V204L67 205V211L71 210L70 208L73 207V205L83 203L82 201L78 202L79 199H78L77 195L80 194V190H78L79 182L75 181ZM150 179H153V177H151ZM48 181H49V177L46 178L45 183L47 184ZM51 186L55 189L57 188V186L54 184H52ZM47 192L48 193L51 192V189L47 188ZM150 193H152V192H150ZM150 197H152V198L148 200V203H150L151 209L155 213V215L153 213H152V215H154L156 217V219H158V220H164L165 221L164 214H166V215L169 214V209L166 208V209H164V211L156 209L155 207L158 204L162 203V202H159V200H158L159 195L154 193V195H150ZM84 199L85 198H82L81 200H84ZM142 201H144V199ZM156 201H158V202L156 203ZM22 202H24L23 199H22ZM85 202L87 204L92 203L91 200H88V201L85 200ZM108 202H110L111 204H107ZM30 205L33 208V210H35L39 214H43V212L46 211L45 208L41 209L40 211L38 210L40 207H42V204L40 202L31 203ZM45 207H47V205H45ZM9 208H11V207H9ZM84 208L85 207H81V209L85 210ZM86 212L87 213L79 214L80 218L77 217V214L75 212H73V213L75 214L74 216H76V219H80V220H82L83 218H86L88 216H93V213H91L88 209L86 210ZM60 213L62 214V213H64V211L62 210ZM42 217L43 216L39 215L37 217V220L39 221L40 218H42ZM137 217H139L141 220H144V217L142 214L141 215L138 214ZM147 218H149V214H148ZM161 223H164V222H161ZM161 223H158V224H161ZM7 227H9L11 229L12 226L8 225ZM3 230H6L5 232L9 231L8 229H3ZM139 230L143 231L142 229H138V231ZM144 231H145V228H144ZM52 233H54V235H52L53 236L52 239H53L54 236H56L58 234V231L53 229ZM41 234H43V233H41ZM144 234H145V232H144ZM11 235H12V238H14L12 240L14 241L15 247L12 246L11 242L8 239L9 237H11ZM26 235H27V230L25 229L24 226H21L20 229H18V227L14 226L13 231H9V235L7 238L8 241L5 243L6 246L11 245V249L14 250L13 251L14 256L16 257L15 261L19 262L20 264H23L24 262H26V264H31L30 261L26 257H23L22 260H19L18 255L21 254L22 252H24V251L29 252L30 251L32 253V255L35 256V255H37L36 252L41 251V247H47V245H46L47 239H45L43 241L44 245H41V241L37 238V235L35 237L36 239H34L35 250L28 247V246L22 247V245H23L22 239ZM134 240H135L136 244L140 243V241L138 239H134ZM126 242H124V244H126ZM123 245H121V247H123ZM114 249L115 248H112L113 251H114ZM57 253H58L59 258L62 262H64V263L76 262L78 264V258L80 257V255L78 257V254H80V249L75 247V244H73L72 247H70V253L67 254L66 250H64L62 252L59 249H57ZM0 256L3 258L5 257L3 255H0ZM116 258H118V257L112 258L110 260V264H115L116 261L118 260ZM43 261H44V259L42 258V254H41V255L37 256V261H35L34 263L35 264H41V263H43ZM2 264H8V263L2 262Z\"/></svg>",
	"mask_w": 264,
	"mask_h": 264
},
{
	"label": "rangeland",
	"instance_id": "obj_5",
	"mask_svg": "<svg viewBox=\"0 0 264 264\" xmlns=\"http://www.w3.org/2000/svg\"><path fill=\"white\" fill-rule=\"evenodd\" d=\"M70 1L71 0H58L57 2H55L54 3V6H51V9H53V8H57V7H60V6H62V3L63 2H65V4L66 3H68V5L66 6V7H63L62 8V14L63 15H67L68 13H70V11L71 10H69V8H71L72 9V11H71V13H74V14H77V12H76V10H77V6H75V5H73L72 3H70ZM181 1V0H180ZM121 9V8H120ZM133 9H135V10H133ZM115 11V9H112V11ZM122 11V10H121ZM197 12H199L198 10H197ZM131 14V17L130 18H133V17H135V18H137V20H141V19H143L144 18V16H145V13H144V10L142 9V5L140 6V4L139 5H137V7H132L131 6V9L128 11V14ZM211 13V12H210ZM212 14V13H211ZM182 15V14H181ZM44 16V15H43ZM96 17H98V16H96ZM116 17V16H115ZM19 17H14L13 19L15 20V22H17L19 19H18ZM44 18H45V16H44ZM99 19H102V18H100V17H98ZM259 18H263V16H259ZM258 18V19H259ZM65 21H67V20H65ZM185 21V20H184ZM32 21H29V23H31ZM51 21H48V22H45V23H40V24H38L37 22H36V20L35 21H33V26H38V27H40V29H45V30H48L49 28L48 27H50V23ZM140 22V21H139ZM74 23H77V22H72V21H68V23H67V28L69 27V26H71L72 24H74ZM140 24H141V26H143V24L140 22ZM25 25H28V22L26 21V23H25ZM91 25V24H90ZM114 24L112 23V26H113ZM92 26V25H91ZM107 26V24H105V23H102V22H99L96 26H92L91 28H93V29H95L96 31H97V29L98 28H100V27H106ZM23 27L24 26H20V27H18V28H12V29H7V30H14V29H23ZM67 28H65V29H67ZM112 27H110L109 29H108V31L111 29ZM197 29V28H196ZM200 30V29H199ZM184 32V36L186 35V36H189V31L188 30H186V31H183ZM195 32V31H194ZM3 34H4V32H3ZM198 34H201V32L199 31V33ZM17 35H20V34H18L17 33ZM16 34L14 35V36H12L11 38L10 37H8V38H5V37H3V36H0V42H1V40H2V38H4L5 39V41H10V40H13V37H15V36H17ZM25 35V34H24ZM130 35H132V34H130ZM130 35H129V37H130ZM194 37H196V38H204L203 37V35H201V36H199V35H197L196 36V33H195V35H192V36H190V39L189 40H187V42H188V44L187 45H189L190 44V48H193V50H194V47H195V45L196 44H198V42H199V44L201 45V47H202V44H206V48L208 47V45H207V43L209 42L206 38L204 39V40H200V41H198L197 43H196V41H195V39H193ZM134 38V36L132 37V39ZM128 39V38H127ZM169 39V38H168ZM135 40H136V38H135ZM199 40V39H198ZM217 41V40H216ZM218 42V41H217ZM33 44H31V45H29V46H27V48H29V49H31V46H32ZM37 48L36 47H34V49H33V53H32V56L31 57H33V58H29L30 59V61L32 62L30 65H28V64H25L24 66H23V64H22V62H20V63H17V61H15L16 63H15V65H17V64H20V69L21 68H29V66H32V67H35V66H37L36 67V69L40 66V63H42V61H43V59L45 58V55L49 58V61H55V60H57V58H58V55H57V57H56V55H52V53L53 52H55V50H52V51H48L47 52V49H52L53 47H50V46H46L45 47V50L43 51L42 50V46L41 45H39L38 43H37ZM71 46H73L72 44H68V45H64V46H62V45H59L58 44V46H56V47H58L59 49H61L62 51H64V50H67V51H65L64 52V56L62 55V54H60V56H63L64 58L63 59H65V57L69 54V53H71V50H73V49H71V50H68ZM82 46H84V47H87V48H89V47H95V45H92V46H87V45H82ZM164 47H166V46H164ZM178 47H180V46H178ZM14 48H16V46L14 47ZM13 48V49H14ZM55 48V47H54ZM104 48H108V47H104ZM12 49V50H13ZM37 49H38V51H39V53L40 52H42V55H41V59H40V57H39V55H36L37 54ZM112 49V48H111ZM11 50V51H12ZM171 49H168L167 50V48H165V50L163 51V53L167 56L168 54H173L174 52H169ZM182 50V49H181ZM180 50V51H181ZM10 51V52H11ZM160 51H162V50H160ZM19 51H17V52H15L14 54H16L17 55V53H18ZM182 52V51H181ZM12 53V52H11ZM11 53H10V57L8 56V58L6 57V58H4V61H6L7 62V66H4V69H3V71H2V73L0 74V78H2V83H4V84H6L7 83V88H5L6 90L5 91H3V92H0V102H1V106H0V120H1V122L5 119V121L7 122V123H5V121H4V123H5V125L4 124H2L1 125V122H0V130H5L6 129V126H7V124H8V122H9V119H8V116L9 115H11V110H10V106H11V102H13V100L10 98V104H8V102H7V100H6V97H7V95H8V92H9V88H10V80H12V78H13V74H12V69L10 68L11 66L13 67L14 65H12L11 63H10V61H9V58H11V57H13V55H11ZM177 53H179L177 50L175 51V56H176V54ZM238 53H239V50L237 49L235 52H234V55L232 54V52L230 53V56L232 57V59H236L237 57L239 58V57H241L240 55H238ZM163 56V59H160V57L161 56H159V57H157L158 56V53L157 52H153V53H151L150 54V56L149 57H147L146 58V60H145V62L146 63H148V67L150 68V72L149 73H147V72H139V70H138V68H137V66L134 68V70H133V72L132 73H130V75L128 76V78H130V77H132L130 80H132L131 82H135L136 84H135V87H136V89H135V91L133 92L132 91V88H129L130 86H128V88H129V93L130 94H136V96L137 97H139V101H135L136 102V104H131L132 106H135V107H137L136 108V110H137V113L136 114H134L132 111H130V113H129V117H131L132 118V120L133 121H139V119L141 118V114H143V113H151V111L152 112H154V111H157L159 114H161V115H159V117L157 118V119H164V118H161V116L162 117H166V116H170L169 115V112H167L166 111V109L168 108V106H169V104H170V102H171V96L170 95H168V94H166V95H163V92H161V89H162V87H159V86H156L155 85V82L158 80V77L161 75V76H164L165 77V79L167 80V82H168V86H171V88H172V86H173V78L172 77H170V75H168V72L169 71H172L171 70V67H173V65H176L177 67H180L182 64H183V62H185L187 59H181L180 58V61L178 62H176V61H173V62H171L170 61V59H172V58H170L169 59V57L167 56ZM191 55H194V54H191ZM198 56H200L199 54H197ZM174 56V57H175ZM247 56V57H246ZM14 57H15V55H14ZM246 57V59L248 60V61H250V62H252V59H253V57L252 56H250V55H247V54H245L244 56H243V58H245ZM201 57H199V59H200ZM251 58V59H250ZM15 59V58H14ZM254 61V60H253ZM37 62V63H36ZM249 63V62H248ZM33 64V65H32ZM61 64H64V62H61ZM168 64V65H167ZM202 64V63H201ZM241 66H239V70H241L242 71V69L240 68ZM2 69V68H1ZM15 69H16V71H17V69H19L18 67H16L15 66ZM8 71L9 72V75L8 74H6V75H4V72L5 71ZM41 70V69H40ZM39 70V71H40ZM207 68L206 69H204V70H202V72H203V74H205L203 77H202V79L205 81V85H207V80H209L210 79V77L208 76V73H207ZM237 70H238V68H237ZM132 71V70H131ZM211 73H212V77L213 76H218V75H216V71L214 72V70H209ZM262 71V69H260L258 72H257V77H260V74H259V72H261ZM128 72H130V71H128ZM188 73H193V74H195L194 72H192V71H188ZM2 75H4V76H2ZM244 75V74H243ZM12 77V78H11ZM23 77H26V76H23ZM191 77H193V75L191 76ZM244 77V76H243ZM19 78V77H18ZM28 78V77H27ZM261 78H264V73H262L261 74ZM30 79H33V80H36L37 82H39V83H46V82H49V83H52L51 82V80L53 79V76L52 77H50V76H41L39 73L37 74V75H35V76H31L30 77ZM123 79V77H121V80ZM212 79V78H211ZM235 80L236 79H233L232 80V84H235ZM130 82V83H131ZM13 83H15V82H13ZM175 83V82H174ZM239 83V82H238ZM152 84V85H151ZM263 86H264V83L262 84ZM139 86L141 87V89L143 90V92H137V90L139 89ZM181 86V85H180ZM179 86V87H180ZM13 89H14V84H13ZM212 89H214V87H212ZM259 89V92H257V90ZM174 89H172V91H173ZM122 91V90H121ZM179 91H186V92H188V89H184V88H182V87H180L179 88ZM70 92H72V91H70ZM223 93L221 94V100H222V106L223 107H229V106H231V101L235 98V96H236V94H237V92L236 91H233V92H231V93H227V91H222ZM172 93V92H171ZM255 93H258V94H256L255 95V98L257 99V97H258V99L256 100L255 99V102L257 103V102H261V106L260 105H258V108H256V111L257 112H259L260 114H262V112H264V97H263V93L264 92H262L261 91V89H260V86H256V91H255ZM160 94L161 95H163L164 96V98L163 97H161L160 96ZM170 94V93H169ZM181 94V92L179 93V95ZM159 96V97H158ZM144 97H147V99H144V101H142L141 100V98H144ZM262 97H263V100H262ZM129 99H131V97H128ZM158 100H157V99ZM163 98V99H162ZM111 99H112V97H111ZM135 99V98H134ZM133 99V100H134ZM160 99V100H159ZM183 99L184 100H186L185 99V97H183ZM260 99V100H259ZM166 101V102H165ZM176 102H177V100H175ZM127 102V101H126ZM134 102V101H133ZM162 102H164V104H162ZM263 102V103H262ZM128 103V102H127ZM224 103L226 104L225 106H224ZM177 104V103H176ZM187 104V103H186ZM146 105H148V106H146ZM9 106V107H8ZM7 107H8V110H6L7 109ZM138 107H140V108H138ZM177 107L180 109V108H182L181 107V105H179V104H177ZM246 107H248L247 109H251L252 107H251V103H248V102H246ZM163 108H165V110H163ZM206 107H204V109H205ZM230 108V107H229ZM13 109V108H12ZM197 109V108H196ZM200 109V108H199ZM198 109V110H199ZM206 109H208V108H206ZM205 109V110H206ZM253 109V108H252ZM15 109H13V111H14ZM138 110H140V112H138ZM174 110H177V108L175 107L174 108ZM200 110H202V108L200 109ZM209 110V109H208ZM260 110H262V111H260ZM229 111H233V110H229ZM16 112V111H15ZM48 113V112H47ZM178 113V112H177ZM16 114V113H15ZM183 114V113H182ZM226 113L225 112H222V113H220L219 112V114H214V115H212L211 117L213 118V119H216L217 121H219V122H221V121H223V120H227V121H234L235 120V118H237V119H241V117H244V116H242V115H239V116H237V115H230V116H228V117H226V115H225ZM255 114H256V112H255ZM254 114V115H255ZM17 119L13 122V123H11V125L10 126H8L11 130H12V128H17V130H16V133H19V134H22V133H24L23 131L24 130H26L27 132H25V134H27L28 136H30L33 132H31V128L35 131L34 133H35V135L36 134H38L39 135V138L40 139H44V138H46V136L48 137V135H47V133L45 134V135H43L41 132L42 131H44V130H41V129H44V128H42V126L43 125H41L42 124V121H41V118L44 116V115H46V112L44 113H42V112H40L39 113V115H31V113L30 112H27V111H25V112H23L22 113V111H18L17 112ZM54 115V112H49V114H47L46 116H53ZM241 116V117H240ZM146 119H147V121H148V119L149 118H151V116H146L145 117ZM153 118V117H152ZM177 118H181V116L180 115H176V116H174V117H170V119L166 122V123H168V122H171V121H173V120H175V119H177ZM255 118H256V120H258L259 118H258V115L256 114L255 115ZM8 119V120H7ZM166 119V118H165ZM221 119V120H220ZM264 119V118H263ZM119 120H121V121H123V122H125L126 120H128V119H126L125 120V117L124 116H120L119 117ZM164 123V122H163ZM263 123H264V121H263ZM157 125V124H156ZM14 126V127H13ZM151 126H153V124H151L150 125V127ZM168 126V125H167ZM264 126V125H263ZM51 130H50V132L49 133H52V132H54L55 131V129H56V127H55V125L52 123V125H51ZM127 128H128V131H127V134L125 135V130H126V128L124 127V128H121V129H118V131H116V133L115 134H113V135H116V136H113V135H109L108 136V138H107V141L106 140H101L100 141V146L104 149V151H105V153L104 154H102V156H106V157H109V156H111V154H110V150H109V146L110 145H112L115 149L113 150L114 151V153H118L119 155H120V157H121V159L122 160H125L127 157L125 156V153L127 152V150L129 149V148H127V142H130V146L132 147V149H133V147L134 146H136L135 147V150H134V156L135 155H138L139 156V154L141 153V152H146L147 151V144L145 143V141H143L145 138H143V136L145 135V134H143V133H141L140 131H139V129H137L136 131H134L133 130V128L134 127H131V126H126ZM172 126H169V128H171ZM158 128V127H157ZM168 128V127H167ZM167 128H164L163 130H165V129H167ZM178 128H180V129H183L184 130V132L185 131H187L186 129H185V127L182 125V127H178ZM158 129H161V128H158ZM37 130H39V131H41V132H39V133H37L38 131ZM200 130V129H199ZM15 131V130H14ZM31 132V133H30ZM135 133H137V134H135ZM169 133V132H168ZM161 134V133H160ZM34 135V136H35ZM199 135V134H198ZM204 135V134H203ZM14 136H15V138H14ZM28 136H27V139H28ZM33 136V137H34ZM50 136V135H49ZM169 136H171L170 137V139L169 138H167V137H169ZM230 136V138H231V140L230 141H228V140H225V141H220V140H218V141H220V143L222 142L223 144L222 145H225V144H227V143H229V144H231L232 143V141H236V142H239L238 141V139H243V140H245V137L244 136H241V135H237V134H235V135H229ZM32 137V136H31ZM51 137V136H50ZM199 137H201L200 135H199ZM214 137H215V135L212 137L213 139H214ZM216 137H219L217 134H216ZM14 138V139H13ZM56 140H58L57 139V137H54ZM139 138V140L141 141L140 142V144L139 143H137L138 142V139ZM6 139L7 140H10V141H12V143L13 142H15V141H17V143H19L18 144V146H15V148H17V149H20L23 153H27L28 155H34V153L35 154H37V151H39L38 149H35V151H33V150H28V149H26L28 152H26V150L24 149V145H26V143H25V139H24V137H22V136H17V135H14V133L13 134H11V135H8V136H6ZM204 139V138H203ZM203 139H201V141L204 143V141H203ZM212 139V140H213ZM212 140H210L211 141V143L210 144H212L213 143V141ZM42 141V140H41ZM175 141V139H174V135H172V134H168L167 136H166V141L164 142V144H166V146L165 147H168V149H169V147L171 146V144L173 143ZM207 142H209V141H207ZM240 143V142H239ZM35 144H36V142H34V144L32 145L33 147L35 146ZM205 144V143H204ZM13 145H15V143H13ZM61 145V144H60ZM243 146V148H248V150L250 151V152H247V153H243L242 152V154H244V161L242 162V161H239V160H236V159H234L233 160V163H238L239 162V164L238 165H234V166H236V167H238V166H244V165H241V164H244L245 162H247V163H249L250 164V167L252 166H255L256 168H258V174L257 175H259V174H262V172H263V170H264V160H262V159H264V155H260L259 154V152L257 151V150H255L254 148H251L250 147V144L248 143V142H244V145H242ZM164 147V148H165ZM234 147H237L236 145H234ZM233 147V148H234ZM150 148L152 149V150H154L155 151V153H156V155H155V162H154V165L153 166H151L150 168H147V173H146V177H151V176H153L154 175V173H153V171H152V168H156L157 166H169V164H162V161H161V157L163 156V154H161L159 151L161 150L162 151V149H164V148H160V147H158V146H151L150 145ZM238 148V147H237ZM252 149V150H251ZM257 149V148H256ZM10 150V149H9ZM157 151V152H156ZM176 152L175 150H173V148H171L170 150H168L166 153H170V152ZM227 151V150H226ZM55 154H56V151L55 152H53L52 153V156H55ZM7 155H11V152H7ZM113 155V154H112ZM13 157H15V159H16V162H17V160L19 159V157H18V155H17V153H14L13 154ZM36 158V157H35ZM12 159L10 160V163L9 164H12ZM38 161V165H39V159L37 160ZM12 167H14V168H17L18 169V167H19V165L18 164H13L12 166L10 165V169L9 170H13L12 169ZM21 168V167H20ZM19 168V169H20ZM7 171V170H6ZM167 172H169V174H170V171H168L167 170ZM166 173V172H165ZM165 173H162L163 175H165ZM257 173V172H256ZM181 176H183L182 174H180V177ZM179 177V176H178ZM28 177H25V179L24 180H26L25 182H27V179ZM262 178H264V176L262 177ZM34 181V180H33ZM19 182H21V180H19ZM161 182V181H160ZM262 183H264V181H261ZM25 183L24 182H22L21 183V185H24ZM0 185L2 186V188H3V185L1 184V181H0ZM14 185V184H13ZM173 186H176V184L175 183H173L172 184ZM8 186H10V183L8 184ZM12 187V186H11ZM8 190V189H7ZM253 191H248V193H252ZM7 196H9V198H12V197H14L16 200H18L20 203H23L22 202V198H25L23 195H21L19 192L17 193V195H15V193H12L11 192V190L10 191H8L7 192V194H6ZM150 202V201H149ZM158 201H156V203H157ZM239 203H243L242 201L241 202H239ZM9 204L12 206V207H15L16 206V204L17 203H14L13 202V200L11 201V199L9 200ZM235 204V202L233 203V205ZM237 204V203H236ZM237 205H239V204H237ZM143 206V205H142ZM228 207H229V205H227ZM235 206V205H234ZM240 206V205H239ZM26 207V206H25ZM131 208L132 207H130V210H131ZM156 209H159V205H157L156 207H155ZM134 208H132V210H133ZM139 209V208H138ZM228 209V208H227ZM17 210H19V206L17 207ZM229 210V209H228ZM229 211H235V209L233 208V209H231V210H229ZM133 212V211H132ZM145 212V211H144ZM28 213H29V211H28ZM150 213V212H149ZM3 213H1V215H2ZM33 214V213H32ZM32 214H29L31 217H32ZM100 219H101V221H102V223L104 224V225H113V222H115L116 220H112V221H106V218L107 217H109V214H107V212L106 213H101L100 214ZM140 221H141V225H143V221L144 220H141L140 219ZM169 221V220H168ZM171 222V221H170ZM243 224H245V223H249V224H252L253 225V222L250 220V219H248V218H244L243 219V221H241ZM137 228H138V226H137ZM142 230L144 231V228H142ZM248 230H250L251 231V229H248ZM140 231V230H139ZM143 231H141V232H143ZM145 232V234H146V236L149 238V232H147L146 230L144 231ZM143 232V233H144ZM246 235L247 236H250V232H247L246 233ZM169 236V235H168ZM9 239V241L11 242V244H12V246L13 247H15L14 246V241L12 240V239H14V238H12V235H11V237H9L8 238ZM128 242H126V244H127ZM140 246H143V244H141ZM247 246H248V248L250 247V248H252L253 247V245H249V244H247ZM260 246H261V244H260ZM64 248H66V251H67V254L68 253H70V244L69 243H66L65 244V247ZM134 251H136V248H134V249H132V250H130V251H128L127 253L125 252L124 254H123V256L124 255H126V254H128V255H130V258L132 259V260H141V258L142 259H144V260H146V255H140L139 256V253L138 252H134ZM103 253V252H102ZM261 254H263V253H261ZM48 255H51V251H50V253L48 254ZM38 255H35V256H33L32 257V260H36V257H37ZM123 256H120V257H118V258H116V259H118V260H120V262L122 263V259L124 258H126V257H123ZM2 261H3V263H5L6 262V258H2ZM37 261V260H36ZM116 261V260H115ZM132 262V261H131ZM64 263V262H63ZM86 263V261H85V259H82L81 261H78V264H85ZM133 263V262H132ZM65 264V263H64ZM150 264H154V263H150Z\"/></svg>",
	"mask_w": 264,
	"mask_h": 264
},
{
	"label": "trees",
	"instance_id": "obj_6",
	"mask_svg": "<svg viewBox=\"0 0 264 264\" xmlns=\"http://www.w3.org/2000/svg\"><path fill=\"white\" fill-rule=\"evenodd\" d=\"M88 0H71L70 3L77 6V14L71 13L72 9L69 8L70 13L67 15L62 14V8L66 7L68 3H62V6L53 9L50 13V27L54 31L61 30L67 26L68 21L72 22H88L93 27L99 22L108 23L115 19L114 14H110L107 19H99L89 12L83 10L84 4ZM264 7V0H259ZM142 9L148 13L152 18L160 20L164 23L177 22L180 28H184L186 25L184 19L181 15L175 14L169 9L164 0H159L158 2H152L151 0H141ZM18 21L15 22L13 18H6L0 20V30H7L12 28H18L27 21H31L34 18L33 13H26L25 19L18 15ZM52 18V19H51ZM67 20V21H65ZM202 33H207L202 30ZM14 34L3 35V37L8 38L14 36ZM211 34L217 40L223 38H231L237 40L238 34L234 30L233 26L227 22H218L215 27L211 30ZM79 43V42H78ZM139 45L145 50L146 55L150 56L154 52L155 44L147 37H141L139 39ZM21 57V52L17 54ZM139 56V50L137 47L129 42H125L120 48L116 50H108L97 47L87 48L83 46H78L74 49L65 60L64 65H60V60L49 61L46 60L42 69L41 74L45 76H53L52 83H39L33 79H21L17 80L15 83V92L13 96V105L22 111H28L31 115H38L43 110L54 111L55 105L58 104L55 117L61 118L66 114L68 109L73 104V99L65 95L64 90L68 85L75 84L82 78L83 87L86 86L87 82L92 81L96 78H107L113 82L114 87H116V73L115 70L125 69L126 67L134 64ZM159 57V56H157ZM161 59V57H160ZM184 68H192L195 71H199L201 68L200 61H192L189 59L188 62L183 63ZM41 66L36 70L32 76L39 73ZM138 69L143 72H150L148 65H138ZM9 72L6 70L4 75ZM53 86L54 93L50 95V86ZM7 88L6 84L2 83L0 78V92L5 91ZM34 101H42L41 106L35 105ZM1 105V102H0ZM8 119L13 123L17 119V115L14 111L8 116ZM114 126H118L114 124ZM113 127V126H112ZM58 134L61 137L68 135V130L66 127L59 126ZM108 130H106L107 132ZM12 130L6 126L5 130H0V148L9 147L10 143L7 141L6 136L11 135ZM121 205H119L114 210L110 211L109 217L106 221L117 220L119 217V212L121 211ZM63 248V246H62Z\"/></svg>",
	"mask_w": 264,
	"mask_h": 264
},
{
	"label": "water",
	"instance_id": "obj_7",
	"mask_svg": "<svg viewBox=\"0 0 264 264\" xmlns=\"http://www.w3.org/2000/svg\"><path fill=\"white\" fill-rule=\"evenodd\" d=\"M186 19L188 18V17H185ZM11 33H14V32H11ZM8 35V34H7ZM97 35L98 36H101V37H104L105 35H104V32L103 31H99V32H97ZM77 43H75V45H76ZM111 50V49H110ZM113 50H115V49H113ZM30 78V77H29ZM197 85L199 86V85H201V83L200 82H197ZM221 149H231V145H222L221 146ZM152 155H148V157H151ZM133 212H135V211H133ZM133 220H134V225L135 224H137V226L140 224V218L139 217H136V218H133ZM134 230L136 231V233L139 235V240H141L143 237H144V233L143 232H141V231H138V229L134 226ZM72 230L70 229V232H71ZM184 257V256H183ZM182 257V260H184V258Z\"/></svg>",
	"mask_w": 264,
	"mask_h": 264
}]
</instances>
